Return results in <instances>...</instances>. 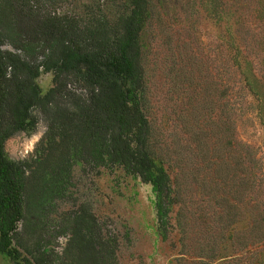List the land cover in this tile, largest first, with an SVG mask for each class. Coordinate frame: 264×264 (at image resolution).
<instances>
[{
  "label": "rangeland",
  "instance_id": "rangeland-1",
  "mask_svg": "<svg viewBox=\"0 0 264 264\" xmlns=\"http://www.w3.org/2000/svg\"><path fill=\"white\" fill-rule=\"evenodd\" d=\"M125 2L67 0L60 7L80 17L87 4L108 12ZM142 43L152 143L179 201L169 238L159 233L151 184L119 166L78 165L66 201L39 208L28 185L16 244L24 254L38 248L61 254L71 236L65 225L86 210L104 234L118 238L119 264H264V241L254 244L243 231L233 233L228 256L213 258L235 225L234 212L240 219L264 216V0H155ZM53 77L39 76L44 92ZM37 115L33 134L7 141L13 159L35 158L47 130ZM0 264L14 262L0 252Z\"/></svg>",
  "mask_w": 264,
  "mask_h": 264
},
{
  "label": "trees",
  "instance_id": "trees-1",
  "mask_svg": "<svg viewBox=\"0 0 264 264\" xmlns=\"http://www.w3.org/2000/svg\"><path fill=\"white\" fill-rule=\"evenodd\" d=\"M65 1L0 0V252L14 264H119L118 238L104 234L96 215L86 210L65 225L71 236L61 254L40 248L24 254L16 244L28 185L39 208L66 201L78 165L119 166L151 184L163 239L174 227L179 203L146 112L142 35L155 0H125L108 12L102 4H87L80 17L62 11ZM236 66L245 81L246 72ZM43 71L54 75L47 92L38 83ZM37 112L47 130L36 156L15 160L6 143L19 132L33 134ZM183 214L178 212L179 225ZM259 214L240 219L234 212L235 225L213 258L232 252L236 231L256 238L254 244L264 241Z\"/></svg>",
  "mask_w": 264,
  "mask_h": 264
}]
</instances>
